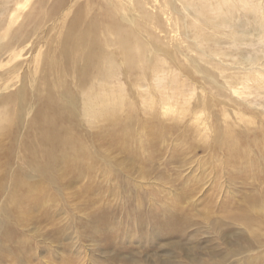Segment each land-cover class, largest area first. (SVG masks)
Returning a JSON list of instances; mask_svg holds the SVG:
<instances>
[{
	"label": "rangeland",
	"instance_id": "374dc122",
	"mask_svg": "<svg viewBox=\"0 0 264 264\" xmlns=\"http://www.w3.org/2000/svg\"><path fill=\"white\" fill-rule=\"evenodd\" d=\"M66 1L70 8L35 22L40 39L0 56V99L11 100L0 110L23 112L0 133V264H264V202L255 200L264 184L257 171L264 166V94L255 83L264 84V71L254 67L264 61V0L243 7L231 0L230 10L213 7L215 0H168L169 8L145 0L133 9L125 1V8L115 0ZM51 3L29 0L22 13L44 17ZM81 9L82 26L97 25L109 59L122 51L109 44L118 38L137 43L146 59L135 47L131 76L121 68L94 76L101 85L91 89L93 104L106 95L115 115L96 122L75 108L76 142H60L46 158L36 149L39 127L29 125L36 102L50 86L59 104L62 82L79 97L90 92L77 85L74 65L58 64L60 41ZM84 51L73 41L78 68ZM250 58L258 62L251 66ZM246 77L249 88L233 93ZM126 118L130 132L117 131L111 145ZM225 131L246 140L227 150L215 141ZM247 195L254 197L248 205ZM242 208L254 222L236 219Z\"/></svg>",
	"mask_w": 264,
	"mask_h": 264
},
{
	"label": "bare ground",
	"instance_id": "6f19581e",
	"mask_svg": "<svg viewBox=\"0 0 264 264\" xmlns=\"http://www.w3.org/2000/svg\"><path fill=\"white\" fill-rule=\"evenodd\" d=\"M27 1L29 0H6L3 3V5L0 7V16L5 12L7 14L5 20H3V18L0 19V29L2 28L4 29L3 32L0 33V41H5L2 45H0V56L3 55L5 52L13 50L17 46L27 42L28 40L40 39L42 36H40L39 33L37 32V27L35 22L42 20V18L45 17L47 18L50 13L51 14L53 13L52 15L55 16L58 15V12L64 10V8H70V5H67L69 4V2L66 0H52V3L48 5L49 10L45 13L44 17L37 14L38 19H35L32 10L25 15L24 13H22L23 8H26ZM122 1H125L126 4H128L132 9L141 8V1H143L144 4L146 3L145 0H119L117 2L115 0V3L119 5V8H125L122 5ZM153 1L156 4L158 3L157 0H153ZM184 1L188 3L189 0H184ZM230 1L231 0H215L213 7L227 8V10H230L232 7ZM245 2H246L245 0H241L240 5L243 7V3ZM163 3H164L163 8H169L168 0H164ZM10 4L12 5L9 7ZM188 5L189 4H183V8H188L189 7ZM251 10L255 11L256 9L251 8ZM82 11H83L82 9L81 11L75 10L74 16H72V18L69 20L68 28L67 30H65L66 32L63 34L62 40L60 41L61 47L59 52L61 54V62L58 64H61L62 68L68 70L69 68H71V66L74 65L77 70V74H76L77 85L79 87L80 85L81 87H88V90L90 92L88 94H85L84 98L79 97L76 95L75 92L71 90V88H69L68 84L62 82L57 85L56 88H59V90L57 91V94L55 93L56 95H59L58 97L59 104H55L54 95H53L54 90L50 86L47 92V96L44 97L43 99H39V101L36 102L37 111L33 114L31 120H29V125L32 126L33 130L34 127L37 126L39 127L38 129L39 137L36 135V141H37L36 149L40 148L41 149L40 153L43 155L46 154V158H49L50 157L49 155H53L50 154L51 152L54 153L59 152L58 148L62 146L60 142H66V143L68 142L71 145L76 142L75 140L77 136L75 135L72 137V134H74L75 132H72L71 130L72 123H74L73 122L74 113H77L75 111V108H79V107L81 108L80 114L82 113V111H84L85 114L90 113L92 119L96 122L100 121L103 123L104 121H108L111 117L115 115V111L110 108L106 95L105 96L100 95L96 99V101L102 103L101 106H96L95 104H93L91 97V89L97 87L98 85H101V82L97 80H93L92 78L94 76L96 77L106 76L104 73L106 68L114 69L115 73L118 72V70L121 68L124 71L129 72L130 73L129 76H131V67L135 66L134 64H131L130 56L132 54V50L136 47L137 43L131 44L129 40L127 39L123 40L121 38H118L117 44L115 41L110 42L109 44L111 45L114 44V46L115 45L119 46L122 49V51L121 52L119 51V55H116L114 59L112 60L109 59V55L107 53L106 54L103 53L101 48V43L100 45H98L99 29L97 25L95 26L94 29L91 28L93 22L92 23L86 22V25L82 26L83 25L81 23L83 18ZM104 17H105L104 19L110 18L111 12L109 11L105 13ZM92 19L95 20V18ZM121 20L124 21L128 20L125 14H122ZM112 27L117 28V24L112 23ZM117 35L118 36L121 35L118 28H117ZM75 40H77L80 45H83L85 47V51L82 58L83 63L80 68H78L76 65L75 57L73 55H69L71 51V45L73 41L75 42ZM136 50H137V56L145 60L146 51L141 50L140 47H136ZM248 61L251 66L255 65L258 62V61H252L251 58L248 59ZM53 62L54 61L50 62V64L52 65ZM254 67H259L260 72L264 71L263 70L264 61L257 63ZM248 69H252V68H248ZM89 70L90 72L94 71L95 74H90V72L88 74L87 71ZM255 71H257V69H255ZM260 72L257 71V73H259L258 79H260L262 76V73ZM62 79L63 76L59 81H61ZM248 80L249 78L246 77L245 80L242 82V88L239 90L236 89V87H232V92L238 95L243 94L245 92L243 89L249 88ZM260 81L261 80H259V82H256L255 85H259L258 91L263 92L264 94V84H261ZM22 93L23 91L20 90L16 95L20 96ZM33 99L35 100L36 98L33 96ZM34 100L28 103H33ZM9 101L11 100L0 99V103L9 102ZM16 102L18 104V101ZM25 112H26V108H25ZM21 117H23V112L21 114V112L14 109L12 105H5L4 107H2L0 110V133L7 134L8 125L13 126L16 120L17 121L21 120ZM117 119L118 117L114 120ZM127 121L128 118H126V121L124 122L121 130H115L114 132H112L110 138L107 139L108 143L115 144L118 141V139L115 136L117 131H120L121 134H125L127 131L131 129L129 128ZM66 122H68L69 125L68 123L66 124ZM149 131H152V127H149ZM27 134L28 132L26 130L20 133V135L22 136H27ZM230 136L231 134L228 133V131H225L224 133L221 134L220 137L217 136L215 141L221 146H223L225 149L232 151V150H237V146H236L237 140L241 142L243 140L244 141L246 140L245 137L236 138L235 136L232 137ZM28 148L32 149V146L29 145ZM85 149L87 150L89 149V147L85 146ZM60 153L62 154L63 152L60 151ZM83 156L87 158L85 154H83ZM58 159L60 161L63 160L62 158H58ZM257 171L259 173L258 174L259 179L262 180V182L264 183V166L258 168ZM253 200H254L253 196L251 195L246 196L247 205L250 204ZM255 200L264 202V184H263V189L260 191V198H258V195H256ZM235 214L237 217L235 218L241 221L242 223L244 222L245 224H247L246 223L247 221L250 222L255 221V216L254 215L251 216V214L253 213L250 212L249 209L247 208L244 210L242 208L240 209V213L236 212Z\"/></svg>",
	"mask_w": 264,
	"mask_h": 264
}]
</instances>
